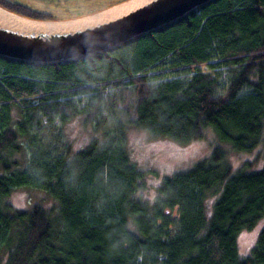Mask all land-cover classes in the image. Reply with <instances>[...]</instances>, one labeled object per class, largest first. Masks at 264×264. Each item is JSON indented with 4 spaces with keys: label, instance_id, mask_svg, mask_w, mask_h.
Here are the masks:
<instances>
[{
    "label": "trees",
    "instance_id": "1",
    "mask_svg": "<svg viewBox=\"0 0 264 264\" xmlns=\"http://www.w3.org/2000/svg\"><path fill=\"white\" fill-rule=\"evenodd\" d=\"M15 6L0 0L53 22ZM78 115L103 136L74 152L65 126ZM130 128L182 145L212 131L216 143L165 178L151 205L137 195ZM228 147L258 156L235 170ZM261 158L264 0H215L73 61L0 57V264H264V228L250 256L237 243L264 218V166L252 170ZM21 188L54 205L16 210L10 197Z\"/></svg>",
    "mask_w": 264,
    "mask_h": 264
},
{
    "label": "rangeland",
    "instance_id": "2",
    "mask_svg": "<svg viewBox=\"0 0 264 264\" xmlns=\"http://www.w3.org/2000/svg\"><path fill=\"white\" fill-rule=\"evenodd\" d=\"M7 2L29 9L55 21H73L98 14L129 0H6ZM21 9L17 7L20 13ZM86 103L87 98H80ZM81 104V105H82ZM66 137L71 142L74 152L89 146L95 139L101 140L102 133L95 132L91 125H85L83 116L78 115L65 126ZM205 138L182 145L167 138H152L147 132L130 128L127 133V147L134 165L143 173L142 188L137 195L151 205L159 195V187L165 178L191 169L198 161L210 157L216 143L212 131L205 133ZM234 169L247 161L254 160L258 154L235 153L228 147ZM263 159H259L252 170H261ZM207 203V215L212 214L214 198ZM52 198L45 192L33 188L16 189L10 197V203L16 210H29L33 205L50 208ZM264 218L252 230H243L237 238L239 255L242 258L252 254V250L261 230Z\"/></svg>",
    "mask_w": 264,
    "mask_h": 264
},
{
    "label": "water",
    "instance_id": "3",
    "mask_svg": "<svg viewBox=\"0 0 264 264\" xmlns=\"http://www.w3.org/2000/svg\"><path fill=\"white\" fill-rule=\"evenodd\" d=\"M214 1L155 0L114 21L63 35H22L0 28V57L29 64H56L104 53L169 25ZM123 4L73 21L44 22L20 18L42 23H70L97 16ZM0 10L15 15L2 8Z\"/></svg>",
    "mask_w": 264,
    "mask_h": 264
},
{
    "label": "bare ground",
    "instance_id": "4",
    "mask_svg": "<svg viewBox=\"0 0 264 264\" xmlns=\"http://www.w3.org/2000/svg\"><path fill=\"white\" fill-rule=\"evenodd\" d=\"M153 1L155 0H133L94 17L56 24L28 21L0 10V28L22 35H63L114 21Z\"/></svg>",
    "mask_w": 264,
    "mask_h": 264
}]
</instances>
